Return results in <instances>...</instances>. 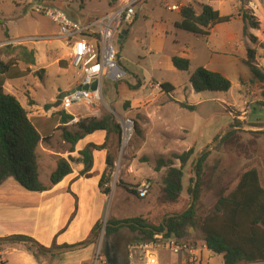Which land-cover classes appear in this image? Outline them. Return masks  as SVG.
Listing matches in <instances>:
<instances>
[{
  "label": "rangeland",
  "instance_id": "1",
  "mask_svg": "<svg viewBox=\"0 0 264 264\" xmlns=\"http://www.w3.org/2000/svg\"><path fill=\"white\" fill-rule=\"evenodd\" d=\"M123 1L118 0L116 4ZM188 3L198 8L208 3L222 15H231L232 18L217 24L209 36L180 29L175 26L176 21L181 20L178 10L181 5ZM38 5L63 10L72 17L76 16L77 20L92 19L109 9L107 0H0V41L7 38L44 37L39 41L16 44L27 45L37 52L32 72L15 83L18 86L26 84L30 94H25L23 88H17L18 100L32 115H37L35 110L41 106V112L48 109L47 105L51 109L59 107L60 104H54L51 100L59 99V96L77 87L81 81V72L70 65L69 48L62 47L66 41L49 38L58 33V25L50 17L37 12L35 9ZM173 5L179 8L172 9ZM133 8L136 19L124 27L131 28L130 33L121 44L118 40L115 42L116 51L123 56L125 77L118 81L105 78L103 101L92 105L74 104L70 110L79 119L85 118L82 116L88 110L94 112L102 109L105 113L115 110L135 121V133L129 147L122 154L123 157H120L119 152L115 156L111 181L117 171L118 185L131 187L136 192V187L141 183L149 182L151 190L146 199L139 200L133 199L126 189L118 187L107 204L105 214L110 217L142 215L150 222L159 224L166 216L186 212L195 200L189 188L198 181L196 162L204 150H210L202 172L201 195L196 205L197 222L188 225V234L178 240L197 248L200 258L196 256L190 260L194 255L175 253L168 247H164L167 250L161 253L163 257L178 256L179 264H219L221 255H213L211 262L203 255V251H207L199 221L213 209L219 195L235 187L247 168L256 165L264 185V135L254 132L264 130V0H139ZM244 12L252 15L256 27L243 20L240 13ZM149 45H155L153 52L149 51ZM249 48L255 50L254 65L259 70L255 73L245 62ZM2 49L10 53L13 51V48ZM57 50L64 55L57 54ZM171 55L188 57L191 61L189 70L182 71L171 66ZM68 65L67 68L62 67ZM200 66L223 73L230 79L231 88L227 92H196L189 77ZM139 80L142 86L132 89L130 85ZM155 80L173 84L174 96L181 98L187 105H196L195 108L184 109L173 101L168 102L169 93L163 92ZM33 100L36 101L35 107L33 103L29 104ZM60 109L54 113L61 115ZM247 110L249 113L245 118ZM113 115L118 121L117 116ZM233 121L240 125L239 130L233 139L231 137L222 141L232 129L230 125ZM191 147L194 153L184 167L181 196L177 202L167 201L163 188L168 167L157 171L158 161L173 159L174 165L179 167L180 161L172 155L181 154ZM119 148L117 145L120 151ZM105 222L106 217L102 219L103 224L95 235V259L92 258L91 263L96 264L98 259V264H129L128 248L124 241L134 239L136 233L124 228L108 238L105 236ZM85 254L82 252L79 256L85 257ZM45 256L39 254L35 264H42V258H47ZM3 257H0V264L34 262L33 258L17 260L9 257V263H5ZM158 257L161 264L159 254ZM55 258L54 264H77L78 261L76 257L66 260L56 255ZM170 264L173 263L170 261Z\"/></svg>",
  "mask_w": 264,
  "mask_h": 264
},
{
  "label": "trees",
  "instance_id": "2",
  "mask_svg": "<svg viewBox=\"0 0 264 264\" xmlns=\"http://www.w3.org/2000/svg\"><path fill=\"white\" fill-rule=\"evenodd\" d=\"M108 1L111 6H114L118 0ZM180 15L181 20L176 21V27L203 36H209L217 24L230 21L232 18L231 15H222L218 9L208 3L201 4V8L192 3L183 4L180 8ZM240 15L246 23L248 22L253 27L257 26L249 13L244 12ZM252 38L254 39V37ZM6 47L8 49L12 46L7 45ZM12 48L16 52V56L7 61L0 60V73L8 72L19 59L29 65L36 63L33 49L30 50L25 45H16ZM247 56L245 62L254 73L258 72L259 70L254 65L255 50L249 48ZM172 62L178 70L182 71L189 70L191 65L190 59L186 56L174 55ZM189 80L196 92H227L232 86L230 79L223 73L202 66L190 74ZM159 85L163 92L170 93L175 89L170 82H161ZM141 86L140 80L136 84L130 85L132 89H138ZM180 105L185 108H195V105H187L184 102ZM60 114L63 122H68L73 118L65 111H60ZM76 126L77 130L74 132L66 129L63 131V138L73 145L85 134L96 130L113 131L119 133L120 136V125L115 121L112 113H105L101 118L85 117L80 119ZM230 126L232 129L224 135L222 141L231 137L233 139L240 128L237 121H233ZM254 132L264 134V130ZM42 139L43 137L32 122L27 109L22 106L15 95L6 93L2 83H0V184L7 178L13 177L27 190L44 191L48 189L39 178L37 148ZM93 146L94 148L101 147ZM80 153L85 163L84 171H87L92 165L91 149H83ZM193 153V147L181 154L174 153L173 158L181 163L179 167L174 165L173 159L169 161L160 159L158 161L157 171L162 167H168L163 188V194L167 201L177 202L179 200L183 191L184 167ZM209 154L210 150H204L196 162L195 170L198 181L194 187L189 188L195 200L186 212L166 216L159 224L150 222L142 215L122 219L108 218L105 225V236L109 238L126 227L136 233L135 239L130 244L153 240L157 233H163L165 238L184 239L188 234V225H195L197 222L196 205L201 195L202 172ZM115 156L116 154L113 153L108 154V169L100 181V186L105 193H109L111 190L110 187H104V185L112 179ZM71 172L72 167L69 160L60 158L56 169L50 176L52 184H57ZM128 189L135 193L132 188ZM199 224L204 232L207 248L215 254L222 255L223 264H264V185L259 170L256 167L245 170L233 189L217 197L213 209L199 221ZM100 226V223L96 225L93 231L94 237ZM3 240L25 242L27 248L36 258L39 254L53 251L52 248L40 245L27 235H12ZM68 247L69 245L59 246V248Z\"/></svg>",
  "mask_w": 264,
  "mask_h": 264
},
{
  "label": "crops",
  "instance_id": "3",
  "mask_svg": "<svg viewBox=\"0 0 264 264\" xmlns=\"http://www.w3.org/2000/svg\"><path fill=\"white\" fill-rule=\"evenodd\" d=\"M107 4L110 9L111 5L108 0ZM178 11L180 13V9ZM72 18L76 19L77 17L75 16ZM78 20L82 22L87 21L79 18ZM124 29L127 30L128 28ZM130 30L131 28L127 30L125 37L130 33ZM55 38L59 37H54V39ZM15 39L7 38L0 41V44H2L0 45V60L7 61L11 57L16 56V52L14 50L10 53L7 50L2 49L7 45H11L12 47L16 46L17 43H9ZM64 44L65 45H62L63 49L69 48L67 43ZM27 47L30 50L33 49L35 51L37 61L36 50L29 46ZM149 47V51L153 52L155 45H149ZM56 53L64 55V53L60 54L61 52L59 50H57ZM173 56L174 55L170 56L171 60L169 62H171V66L173 65ZM122 61L123 56L118 53V62L121 66H123ZM32 66L33 65H29L19 59L8 72L0 73V83H2L4 91L6 93L13 94L18 98L19 91L17 88H21L20 90L23 88L25 94L29 95L30 93L27 92L26 84L18 86L15 83L17 80L25 78L29 73H31ZM69 66L70 65L62 67L67 68ZM173 67L175 66L173 65ZM160 83L161 82L156 81V84ZM173 92H175V89L169 93L170 98L168 99V102L173 101L179 107L185 109V107L180 105V103L184 101L181 98L174 96ZM51 102L54 104L55 102L60 104L58 99H52ZM33 104L35 107L36 101H34ZM163 104L164 103H161V105ZM59 107L61 108L60 111H65L73 117H79L70 109L65 110L61 106ZM59 107L56 106L52 109L47 107L48 109L45 112H41L42 110L40 111V108H37L35 110V112L38 113L37 115L30 114V111L27 109L32 122L43 137L37 148L39 178L40 181L48 187V189L44 191L27 190L13 177L7 178L0 184V257L4 256L3 260L5 263H9V257H13L17 260L33 258L34 262L32 264H35L36 257L27 248V244L25 242L3 240L12 235H27L32 237L40 245L53 249V251L46 254H41L46 255L45 257H47L42 258V264L56 263V255L62 256L66 258V260H68V258H78L80 257L79 254L82 252L86 253V256L78 258L77 264H92V258L95 259L94 247L96 246V242L93 231L96 225L98 223L102 225V219H104V217H106V221L108 218L122 219V217L119 216L110 217L108 214H105L107 204L109 203L111 196L114 192H116V189L118 187L126 189L133 199L136 198L144 200L149 196L148 195L146 198H140L137 196V192L133 193L128 189L131 187L122 186L121 184H117L115 187L110 186V192L105 193L103 188L100 186V181L103 174L108 169V154H117L119 152L117 149V145L119 146L120 142L119 133H115L113 131L108 132L106 130H96L92 133L85 134L76 142V144L73 145L63 138V131L64 129L72 132L76 131L77 123H70V120L68 122H63L62 115L54 113L59 110ZM88 111L89 112L82 117L101 118L105 114L102 109L94 112L90 110ZM49 112H52V114H49ZM248 113L249 110H247L245 118ZM112 114L120 115L115 110H113ZM93 145L101 147L94 148ZM103 145H105V147H102ZM86 148L91 149L92 165L87 171H84L85 163L80 151ZM60 158H66L69 160L72 172L65 176L57 184H52L50 176L56 169ZM251 167H256L259 170L256 165ZM259 174L261 178L260 170ZM109 183H111V181ZM124 228L120 229L119 232H121ZM134 239H127L124 241L126 249L131 245L130 243ZM204 244L207 252L203 251V255L205 254L207 260L211 262V258L215 255V253L207 248L205 241ZM61 245H69V247L59 248ZM166 250L167 249H165L164 246L158 247L157 249L161 264L163 261H165V264H170V261L173 264H179L178 256H162L161 252ZM126 252L128 255V250ZM196 253H198V249ZM53 254L54 256H52ZM198 255L196 254L199 259L200 257ZM51 257H54V259ZM96 264H98V261H96ZM219 264H223V257Z\"/></svg>",
  "mask_w": 264,
  "mask_h": 264
},
{
  "label": "built area",
  "instance_id": "4",
  "mask_svg": "<svg viewBox=\"0 0 264 264\" xmlns=\"http://www.w3.org/2000/svg\"><path fill=\"white\" fill-rule=\"evenodd\" d=\"M137 1L139 0H124L121 4L114 5L111 10L85 22L73 19L65 11L57 8L41 5L36 7L37 12L50 17L58 25V33L49 38L59 37L66 41L70 49V65L81 72V81L77 87L66 91L65 96H59L58 101H60V106L63 109L68 110L74 104L92 105L103 101L104 79L109 78L118 81L125 77L126 70L118 62L115 42L118 40L122 29L135 19L136 14L133 5ZM178 8L176 5L172 6V9L177 10ZM43 38L38 36L19 37L9 43H28ZM95 81L96 87L92 89L90 86ZM85 85L89 88H83ZM116 116L120 125L119 154L120 157H123L122 154L129 147L134 137L135 121L129 116ZM78 121L79 118L74 116L70 123H77ZM118 173L117 171L114 172L115 178L111 183H106L104 186L115 187L119 179ZM150 189L151 185L148 182L141 183L136 187L137 196L146 198ZM161 246L168 247L175 253L187 252L194 255L190 260L195 259L197 254V248L191 244L178 241L172 237L165 238L163 233H157L153 240L133 243L128 247L130 264H159L157 249Z\"/></svg>",
  "mask_w": 264,
  "mask_h": 264
},
{
  "label": "water",
  "instance_id": "5",
  "mask_svg": "<svg viewBox=\"0 0 264 264\" xmlns=\"http://www.w3.org/2000/svg\"><path fill=\"white\" fill-rule=\"evenodd\" d=\"M127 34V30L126 29H123L122 31H121V33H120V35H119V37H118V43L119 44H121L122 43V41H123V39H124V37H125V35ZM92 89H95V87H96V81L90 86ZM80 88V87H79ZM83 88H85V89H88L89 88V86H87V85H85V86H83ZM65 92L62 94V97L63 96H65ZM60 102V101H59ZM262 130V129H261ZM196 178H198V175L196 174Z\"/></svg>",
  "mask_w": 264,
  "mask_h": 264
}]
</instances>
